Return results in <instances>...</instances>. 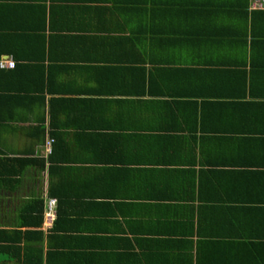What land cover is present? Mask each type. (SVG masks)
<instances>
[{"label": "crops", "instance_id": "crops-1", "mask_svg": "<svg viewBox=\"0 0 264 264\" xmlns=\"http://www.w3.org/2000/svg\"><path fill=\"white\" fill-rule=\"evenodd\" d=\"M251 3L0 0V264H264Z\"/></svg>", "mask_w": 264, "mask_h": 264}, {"label": "built area", "instance_id": "built-area-1", "mask_svg": "<svg viewBox=\"0 0 264 264\" xmlns=\"http://www.w3.org/2000/svg\"><path fill=\"white\" fill-rule=\"evenodd\" d=\"M251 5L253 9H264V0H251ZM1 66L2 67H7V68H14L16 66V62L12 59L9 60H2L1 61ZM47 146H48V152H52V145L54 140L49 139L47 140ZM56 207H57V202L55 199H49L47 202V207L45 211V223L44 225L46 227H52V225L55 222L56 219Z\"/></svg>", "mask_w": 264, "mask_h": 264}, {"label": "trees", "instance_id": "trees-1", "mask_svg": "<svg viewBox=\"0 0 264 264\" xmlns=\"http://www.w3.org/2000/svg\"><path fill=\"white\" fill-rule=\"evenodd\" d=\"M250 9H252V10H259V9H253L252 8V5L250 4ZM45 41V40H44ZM44 58V55H42L41 57H40V60L41 59H43ZM32 63H34V62H32ZM52 199V198H51ZM39 202V205H40V208H41V210L43 209V206H44V203H43V201H38ZM48 201H47V198L45 199V206H46V203H47ZM45 206H44V212H45ZM43 216H45V214H43Z\"/></svg>", "mask_w": 264, "mask_h": 264}, {"label": "rangeland", "instance_id": "rangeland-1", "mask_svg": "<svg viewBox=\"0 0 264 264\" xmlns=\"http://www.w3.org/2000/svg\"><path fill=\"white\" fill-rule=\"evenodd\" d=\"M47 142H48V141H47ZM46 152L49 153V152H48V146H47V143H46Z\"/></svg>", "mask_w": 264, "mask_h": 264}]
</instances>
